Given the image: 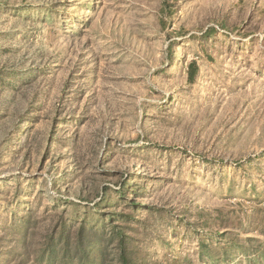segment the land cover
<instances>
[{"label":"rangeland","instance_id":"1","mask_svg":"<svg viewBox=\"0 0 264 264\" xmlns=\"http://www.w3.org/2000/svg\"><path fill=\"white\" fill-rule=\"evenodd\" d=\"M81 224L264 264V0H0V264H102Z\"/></svg>","mask_w":264,"mask_h":264},{"label":"trees","instance_id":"2","mask_svg":"<svg viewBox=\"0 0 264 264\" xmlns=\"http://www.w3.org/2000/svg\"><path fill=\"white\" fill-rule=\"evenodd\" d=\"M194 62H191L190 65H193ZM195 70H192L190 72L189 77H192ZM125 186H122L119 190L120 194L122 195L124 192ZM105 193V192H104ZM102 202L109 201V198H106L105 196L102 197ZM111 205L114 204V202H107ZM97 205L100 204V202L96 203ZM130 205L138 206V204L132 200L129 202ZM118 215V216H116ZM121 217V218H120ZM110 220L114 221L116 219L123 220L124 216L122 214H117L116 212H111V214L108 217ZM115 218V219H114ZM105 230H102L101 234L98 235V231L94 230L93 228L86 227L84 225H80L78 228V238L76 241L77 248L83 252L87 253L90 248H92L94 245H100L101 247L98 249V253L102 257V264H110V261L113 260H107L105 259V250L106 246L110 243L115 242V254L117 255V262L115 264H136V258L131 256V235L127 234L123 230H116V228H112L109 231V234L106 236ZM113 259V258H112Z\"/></svg>","mask_w":264,"mask_h":264}]
</instances>
